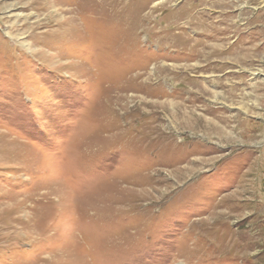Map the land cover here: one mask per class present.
<instances>
[{
	"label": "rangeland",
	"instance_id": "1",
	"mask_svg": "<svg viewBox=\"0 0 264 264\" xmlns=\"http://www.w3.org/2000/svg\"><path fill=\"white\" fill-rule=\"evenodd\" d=\"M205 1L0 0V264H264V0Z\"/></svg>",
	"mask_w": 264,
	"mask_h": 264
},
{
	"label": "bare ground",
	"instance_id": "2",
	"mask_svg": "<svg viewBox=\"0 0 264 264\" xmlns=\"http://www.w3.org/2000/svg\"><path fill=\"white\" fill-rule=\"evenodd\" d=\"M211 5L214 9H216V11H213L215 17L210 18L204 13L199 14L197 17H193L192 15L190 16L189 14L188 17L182 16L179 19L177 18V21L170 22L168 28L177 30L191 29L195 35V38H185L181 41L178 39L180 42L174 41L171 44V47L176 49L178 48L183 51L184 54H186V58L187 56H190L192 59H196L198 64L203 65L202 69H213L214 71L226 68V65L230 64L226 61L230 60V62H232L235 60L237 55L239 56L243 54L240 53L242 52L241 50L239 51V49H237V45L235 48V45H233L234 43L228 44L229 39L234 36H236L237 41H240L243 31H239L238 29L234 28V25L232 24L233 18L231 16H228L227 20H224V23H222V19L228 15V12L226 11L228 8H230L228 3L223 2L218 4L215 2ZM179 20H183L182 23H179Z\"/></svg>",
	"mask_w": 264,
	"mask_h": 264
}]
</instances>
